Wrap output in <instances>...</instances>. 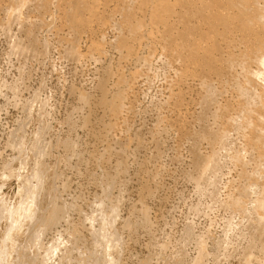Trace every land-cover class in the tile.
Segmentation results:
<instances>
[{"label": "rangeland", "instance_id": "obj_1", "mask_svg": "<svg viewBox=\"0 0 264 264\" xmlns=\"http://www.w3.org/2000/svg\"><path fill=\"white\" fill-rule=\"evenodd\" d=\"M38 1L0 0V264H264V0Z\"/></svg>", "mask_w": 264, "mask_h": 264}, {"label": "bare ground", "instance_id": "obj_2", "mask_svg": "<svg viewBox=\"0 0 264 264\" xmlns=\"http://www.w3.org/2000/svg\"><path fill=\"white\" fill-rule=\"evenodd\" d=\"M48 1H49V0H40V1H38V4L41 2V3H40V6L43 7L44 9H46V7L48 6ZM77 1H78V0H77ZM86 1H87V0H86ZM84 2H85V1H84ZM91 2H92V1H91ZM77 3L80 4V2H77ZM68 4H69V3H68ZM87 4H88V3H87ZM92 4H93V5H92ZM92 4L90 5V7H89L88 9L91 11V13H94V12H96V11H95V4H94V3H92ZM88 5H89V4H88ZM70 6H71V4H70ZM57 7H58V6H57ZM81 7H82V6L79 5V6H78V9L80 10ZM85 8H87V6H86ZM81 9H83V8H81ZM71 12H72V11H71ZM71 12L68 13V11H67V14H65V16H66L65 18H66L67 22H69V23L71 24V27H72V25H75V24H77L78 22H81L80 24H83V25L85 24V23H84L85 21H81L82 18L80 19V17L82 16V15H81V12L78 11L80 14L77 12L75 15H74V14H71ZM86 12H87V11H86ZM89 13H90V12H89ZM83 14H84V12H83ZM73 15H74V16H73ZM79 15H81V16L79 17ZM83 18H84V17H83ZM224 22H225V17H224L223 15H221V14H218V16L216 17V19L213 20V21L211 22V25L215 27V26L218 25V24H224ZM80 24L78 23L79 26H80ZM84 26H85V25H84ZM71 27H70V28H71ZM74 27L76 28V26H74ZM77 27H78V26H77ZM81 27H83V26H80V28H81ZM72 28H73V27H72ZM72 28H71V29H72ZM75 28L72 29V30H73V31L76 30ZM71 29H70V30H71ZM134 29H135V27H134ZM77 31H78V28H77ZM75 33H76V32H75ZM135 33H136V32H135ZM121 73H122V72H121ZM101 80H102V79H101ZM102 85H103V84H102ZM117 92H119V90H118ZM117 97H118V96H117ZM103 99H104V98H103ZM116 99H117V98H116ZM117 100H118V99H117ZM113 101H114V100H113ZM108 102H109V101H108ZM110 102H111V101H110ZM105 104H107V103H105ZM110 105H111V104H110ZM112 105H113L112 107H113L114 110L117 109V106H118V105H117V102H116V101H115ZM109 110H110V109H109ZM112 116H113V115H112ZM108 126H109V125H108ZM108 131H109V130H108ZM109 132H110V131H109ZM31 198H32V197H31ZM26 202H27V201H26ZM32 202H33V201H32ZM22 203H23V201L21 202V205H20V206H21V210H22V206H23ZM27 203H28V202H27ZM27 203H25V205H26L28 208H30L31 205H27ZM29 203H31V202H29ZM25 205H24L23 209L25 210V208H26V211H27V207H26ZM29 206H30V207H29ZM18 207H19V206H18ZM16 209H17V208H15L13 211L15 212ZM19 209H20V207H19ZM30 209H32V208H30ZM30 209H28V210L31 212L32 210H30ZM19 211H20V210H19ZM26 211H25L24 214H27V213H28V212H26ZM9 212H10V216H11L12 211L9 210ZM9 212H8V213H9ZM17 212H18V211H16V213H17ZM23 212H24V211H23ZM19 213H20V212H19ZM1 214H2V213H1ZM21 214H22V213H21ZM12 215H13V214H12ZM15 215H16V214H15ZM27 215H28V214H27ZM27 215H26L25 217H27ZM10 216H9V219H11V223L9 222V223H10V224H9V225H10V228H9V229L11 230V228L13 229L14 227H15V229H16V227L18 228V227L20 226L19 223H18V221H23V219H22V220H18V219H16V216H15V218H13L12 216H11L12 218H10ZM13 216H14V215H13ZM18 216H19V214H18ZM20 216H21V215H20ZM22 216H23V215H22ZM22 216H21V218L24 217V216H23V217H22ZM28 216H29V215H28ZM25 217H24V218H25ZM24 220H25V219H24ZM23 222H24V221H23ZM23 222H22V224H23ZM20 223H21V222H20ZM9 229H8V230H9ZM20 229H21V226H20ZM9 232H10V231H9ZM6 234H7V231H6ZM9 234L11 235V232H10ZM10 235H9V238L11 237ZM7 236H8V234H7ZM5 237H6V235H5ZM9 238H8V239H9ZM11 238H12V237H11ZM5 240L7 241V239H4V244H6ZM10 240H11V239H10ZM12 240H13V239H12ZM2 242H3V241H2ZM3 250H4V253H5V257H6V255H7V254H6L7 250H5V249H3ZM2 252H3V251H1V253H2ZM52 252H53V251H52ZM1 253H0V255H2ZM0 257L3 258L4 255H3V256H0ZM1 260L6 261V258H5V259H1ZM0 263H1V261H0Z\"/></svg>", "mask_w": 264, "mask_h": 264}]
</instances>
